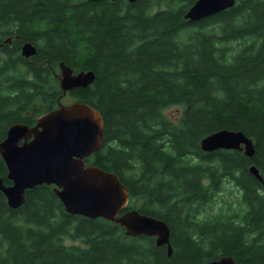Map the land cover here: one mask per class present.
<instances>
[{
	"label": "trees",
	"instance_id": "1",
	"mask_svg": "<svg viewBox=\"0 0 264 264\" xmlns=\"http://www.w3.org/2000/svg\"><path fill=\"white\" fill-rule=\"evenodd\" d=\"M196 1L0 0V142L13 124L31 126L57 107L60 62L93 70L92 85L68 93L105 120L103 148L87 160L120 176L129 208L168 223L173 247L169 255L155 237L72 215L42 184L18 208L0 191V264H202L224 255L264 264V185L249 169L264 177V0L190 22ZM26 41L37 47L29 58ZM171 105L179 117L166 114ZM224 128L252 137L253 157L200 147ZM0 176L12 183L1 154ZM228 185L233 199L221 201Z\"/></svg>",
	"mask_w": 264,
	"mask_h": 264
},
{
	"label": "water",
	"instance_id": "2",
	"mask_svg": "<svg viewBox=\"0 0 264 264\" xmlns=\"http://www.w3.org/2000/svg\"><path fill=\"white\" fill-rule=\"evenodd\" d=\"M235 2L197 0L184 17L190 22L200 21L232 7ZM36 52L37 47L32 42L26 41L22 45L21 53L26 58ZM59 67L62 94L58 98V106L40 116L35 125L13 124L0 142V154L8 168L7 177L12 181L6 185L0 176V191L5 194L11 208H18L25 203L28 189L42 184L54 185V191L68 213L111 220L124 227L128 236L155 237L156 244L166 245L171 255L172 230L168 223L136 208H128L130 189L120 176L87 161L104 145L105 120L100 110L82 101H62L68 92L92 85L95 72H75L63 61ZM200 147L210 152L219 149L244 151L248 157H253L255 153L252 137L242 130L227 128L204 136ZM249 169L264 185L260 170L254 164ZM202 264L237 262L233 256L224 255Z\"/></svg>",
	"mask_w": 264,
	"mask_h": 264
},
{
	"label": "rangeland",
	"instance_id": "3",
	"mask_svg": "<svg viewBox=\"0 0 264 264\" xmlns=\"http://www.w3.org/2000/svg\"><path fill=\"white\" fill-rule=\"evenodd\" d=\"M72 100H73V97L69 96L68 94L64 98H62V101L64 103H70L72 102ZM165 111L169 117L174 119L180 116L181 107L179 105H171L167 107ZM229 193H230V186L228 185V187L222 194H218V197L220 198L221 201H223V198H225L226 201H232L233 198L229 196ZM66 243L70 245H77V246L80 245L79 241H73L68 238L66 239Z\"/></svg>",
	"mask_w": 264,
	"mask_h": 264
},
{
	"label": "flooded vegetation",
	"instance_id": "4",
	"mask_svg": "<svg viewBox=\"0 0 264 264\" xmlns=\"http://www.w3.org/2000/svg\"><path fill=\"white\" fill-rule=\"evenodd\" d=\"M12 41V38L10 39V41L8 42V43H10ZM22 49V48H21ZM33 125H35V124H33ZM32 126V125H31Z\"/></svg>",
	"mask_w": 264,
	"mask_h": 264
}]
</instances>
